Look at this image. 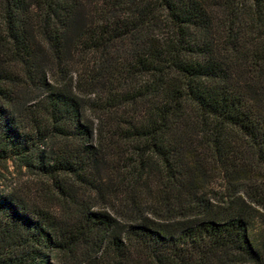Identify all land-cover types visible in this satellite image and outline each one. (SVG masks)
Returning <instances> with one entry per match:
<instances>
[{
  "label": "trees",
  "instance_id": "1",
  "mask_svg": "<svg viewBox=\"0 0 264 264\" xmlns=\"http://www.w3.org/2000/svg\"><path fill=\"white\" fill-rule=\"evenodd\" d=\"M244 162L264 180V0H0V168L63 211L0 181V264H264Z\"/></svg>",
  "mask_w": 264,
  "mask_h": 264
},
{
  "label": "rangeland",
  "instance_id": "2",
  "mask_svg": "<svg viewBox=\"0 0 264 264\" xmlns=\"http://www.w3.org/2000/svg\"><path fill=\"white\" fill-rule=\"evenodd\" d=\"M242 165L245 166L248 171V174L250 176V183L255 184V189H247V192H249L250 194H256L257 196L260 193L258 189L264 187L263 185H261L264 180L263 177H261V175L259 174V167H257L255 164L246 162L239 164V166ZM220 169H216L213 172L210 170L211 178L208 188L211 196L220 197V195L222 196L224 193L227 192L226 187L228 183L226 177L223 176L222 169ZM0 171L2 175L5 176V178L3 179L0 178V181H2L3 185L7 184L9 187L8 189L15 190L16 192H18L19 195L25 197L28 200H39L41 201V203L43 202L47 207L51 208L52 210H56L60 214L63 213L58 196L52 193L51 190H49L50 186L48 184H45L44 181L39 180L28 172H24V170L16 171L12 165H8V171L3 168H0ZM86 197L87 196H85V198ZM244 207L248 209V212L252 217V223L254 227V230H252L251 232L252 236L259 242L261 239L260 235L262 230V219L264 216V209L255 202L249 200L248 198ZM100 208L101 207L95 208L94 211L99 210Z\"/></svg>",
  "mask_w": 264,
  "mask_h": 264
}]
</instances>
